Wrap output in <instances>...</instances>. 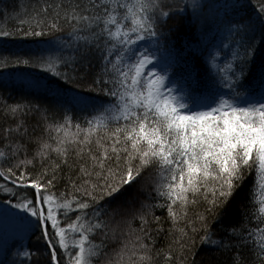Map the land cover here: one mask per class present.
Masks as SVG:
<instances>
[{"label":"snow or ice","instance_id":"snow-or-ice-1","mask_svg":"<svg viewBox=\"0 0 264 264\" xmlns=\"http://www.w3.org/2000/svg\"><path fill=\"white\" fill-rule=\"evenodd\" d=\"M223 7L210 23L202 0H18L0 43L36 46L0 52V73L34 70L27 95L0 94V264H40L33 236L47 264H264V0ZM185 18L203 39L183 55Z\"/></svg>","mask_w":264,"mask_h":264},{"label":"trees","instance_id":"trees-1","mask_svg":"<svg viewBox=\"0 0 264 264\" xmlns=\"http://www.w3.org/2000/svg\"><path fill=\"white\" fill-rule=\"evenodd\" d=\"M27 2V0H25ZM203 3H206L208 5V8L206 9V13L208 16V20L211 23L212 18L219 14L220 16H223L224 14V5L225 4H232L235 2V0H202ZM240 2L243 4L246 2V0H240ZM18 0H0V14H2L5 10L7 9L8 12V18L5 19L2 15H0V27H3L5 25L9 27H14L16 24L15 19L12 18L13 14V9L17 6ZM229 14L235 16V18H239L236 16V14L231 12V9H228ZM251 9L248 7L242 8L239 11V15H245L250 13ZM177 23L176 20H170L169 21V27H173ZM63 35V33L61 34ZM216 35L215 30L209 33V37ZM223 37L220 36L217 38L216 43H219L220 39ZM47 39V38H45ZM173 39L176 42V49L178 50L179 54L186 55L185 52V44L190 45L191 47L195 48L199 46V42L203 39V37L200 35V32L198 31V28L196 27L195 24L190 23L188 18H185V20L182 22L181 27L179 31L174 32L173 34ZM36 45L34 43L29 42H24L21 40H17L15 42H7V43H0V52H4L7 54L8 52H15L18 50L23 49L24 51H27L29 47H35ZM192 63L197 67L202 69L203 68V63L199 58H195L192 60ZM95 64V70L98 71L100 69V61L99 59L94 60ZM34 70L30 69H8L5 72L0 73V94L4 96V98L7 100L8 103H12L13 101L17 100L20 98L22 94L27 95L26 92H23L22 89L18 87L20 84V79H19V73H24L27 74L29 72H32ZM9 73H17V76H9ZM17 85V86H14ZM104 99H107L104 97ZM2 107V105H0ZM28 123H29V134L33 137H38L44 133V127H43V119L39 114H33L29 117H27ZM5 123L3 119H0V127H4ZM31 147H34L32 145ZM21 157H23V153H21ZM53 159H55V154H52ZM70 164L72 162V158H70ZM47 163V162H46ZM39 166V164L37 165ZM63 168V174L64 178H62L57 187L60 191L64 190V187L67 183V175H75L74 170L69 168L68 166H62ZM253 181V176H249L248 179L245 181V184L243 186V192L239 197L236 198V202L234 207L237 209V212L239 211L240 205L243 201L247 200V193L249 192V189L252 185ZM149 191H151V188H149ZM153 196H155V193H152ZM156 215H161V210H157ZM164 216L167 215L166 212L163 213ZM139 221L134 222V226L138 225ZM169 224L166 222L165 223V229H167ZM214 227H216L214 225ZM155 235V233H153ZM119 235V234H118ZM166 235V232L165 234ZM164 235L159 237L157 246L159 247L160 245L165 243ZM96 241L99 242V237H95ZM28 247L31 249L39 250L40 255L38 256V259L40 261V264H47V256L44 254L45 253V248L43 245L42 241H37L36 237L33 236L31 237L30 240H28L27 243ZM116 245L109 243L108 248L106 249L107 252L112 253L113 248H115ZM37 259V258H34ZM102 259H107V258H102ZM200 259L202 260V264H223V261L225 259L224 256L212 252V251H203L200 253Z\"/></svg>","mask_w":264,"mask_h":264},{"label":"rangeland","instance_id":"rangeland-1","mask_svg":"<svg viewBox=\"0 0 264 264\" xmlns=\"http://www.w3.org/2000/svg\"><path fill=\"white\" fill-rule=\"evenodd\" d=\"M0 236H2V233H0ZM26 243H28V241H26Z\"/></svg>","mask_w":264,"mask_h":264}]
</instances>
